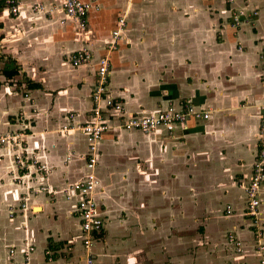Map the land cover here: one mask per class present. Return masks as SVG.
Listing matches in <instances>:
<instances>
[{
	"label": "crops",
	"instance_id": "0c3cea01",
	"mask_svg": "<svg viewBox=\"0 0 264 264\" xmlns=\"http://www.w3.org/2000/svg\"><path fill=\"white\" fill-rule=\"evenodd\" d=\"M83 1L95 7L85 30L65 18L59 0H23L15 18L0 12V54L19 66L15 79L0 78V134L20 136L0 147V264H22L28 246L35 249L29 264H49L46 250L55 264H84L80 222L71 213L77 198L66 201L62 193L85 178L87 141L76 129L92 120L93 63L106 55L109 91L125 115L189 104L209 117L172 134H105L96 169L104 232L92 248L95 263L259 264L264 189L255 225L241 185L258 150L264 0ZM37 4L44 11L31 9ZM242 9L252 22L234 28L233 14ZM120 17L125 26L109 49ZM83 48L93 61L73 67L71 54ZM19 154L48 167L44 182L17 168ZM40 185L47 192H36ZM229 234L241 242L240 254Z\"/></svg>",
	"mask_w": 264,
	"mask_h": 264
},
{
	"label": "built area",
	"instance_id": "2783aa9c",
	"mask_svg": "<svg viewBox=\"0 0 264 264\" xmlns=\"http://www.w3.org/2000/svg\"><path fill=\"white\" fill-rule=\"evenodd\" d=\"M60 9L64 13L65 18L75 23L80 30L87 27L88 15L95 8L91 2L83 0H59ZM230 3L232 0H226ZM23 0H5V6L9 14L17 17L21 11ZM33 11H44L41 4L33 5ZM252 15H255L253 13ZM251 18L242 9L233 14L231 26L238 28L244 23H251ZM125 26V18L118 19V28L112 32L113 41L108 45L109 49H113L116 40L120 36L121 29ZM93 61V54L90 50L83 48L76 50L70 56V63L73 67L89 64ZM95 71V81L91 91V101L93 105L92 120L77 127V131L85 136L87 141V153L83 156L85 160L86 174L85 178L79 182L68 185L63 191V198L71 201L76 197L75 212L80 222L82 239L81 247L84 252V264H96L92 253L94 243L99 241L104 232V220L101 216L100 209L96 200V194L101 189L100 182L96 176L98 167V149L99 145L107 133L114 130L140 131L149 133L157 129H164L172 134L177 126L185 125L190 119L199 120L207 119L208 112L196 110L189 104H184L180 109L169 105L163 111L154 114H130L125 115L123 105L111 96L108 80L110 76V61L108 56H101L93 63ZM259 126H258V150L257 156L253 163L251 175L248 181L241 185L245 194L243 207L247 215L253 219V223L257 225L258 208L261 204L260 191L264 189V99L259 106ZM112 113L117 115V121L112 123ZM21 114V113H20ZM20 136L15 133L0 135V147L6 145H15L19 143ZM15 162L17 168L37 175L39 181H45L49 169L45 164L39 163L35 158L31 161H25L19 155L16 156ZM18 183L20 180H16ZM47 187L40 185L36 192H47ZM51 197H54L52 191H48ZM25 205H21L23 209ZM226 214H231V206H226ZM16 214L15 209H9V217L13 218ZM257 247L260 253L264 251L261 243L263 237L261 231L256 232ZM227 241L232 245L234 252L240 254L242 252V244L233 234L227 235ZM35 251L33 246H28L22 254V264H29L32 253ZM14 254V250L10 251ZM46 260L49 264H55L52 253L45 251ZM259 264H264V257L258 260Z\"/></svg>",
	"mask_w": 264,
	"mask_h": 264
},
{
	"label": "trees",
	"instance_id": "16d2710c",
	"mask_svg": "<svg viewBox=\"0 0 264 264\" xmlns=\"http://www.w3.org/2000/svg\"><path fill=\"white\" fill-rule=\"evenodd\" d=\"M6 9L5 0H0V12ZM17 76H19V66L16 61L10 57L4 58V56L0 54V78L2 77L4 81H8ZM28 85L32 87L31 83H28ZM51 247L54 248L53 244L49 243L50 250H53Z\"/></svg>",
	"mask_w": 264,
	"mask_h": 264
},
{
	"label": "rangeland",
	"instance_id": "374dc122",
	"mask_svg": "<svg viewBox=\"0 0 264 264\" xmlns=\"http://www.w3.org/2000/svg\"><path fill=\"white\" fill-rule=\"evenodd\" d=\"M10 16L12 17V18H15V16H13V15H11L10 14ZM15 79V78H14ZM6 82V81H5ZM13 84H16V83H13ZM21 113V114H20ZM18 123L20 124V125H22L23 124V112H19L18 113ZM6 134H8V133H6ZM5 133L4 134H0V135H6ZM19 156L20 157H22L23 158V155L22 154H19ZM16 157V156H15ZM50 172V171H49ZM48 176V175H47ZM22 205V204H21ZM21 205H20V208H21ZM22 209V208H21ZM36 211H34V213H35ZM189 234H191V235H195L196 236V229H189Z\"/></svg>",
	"mask_w": 264,
	"mask_h": 264
}]
</instances>
